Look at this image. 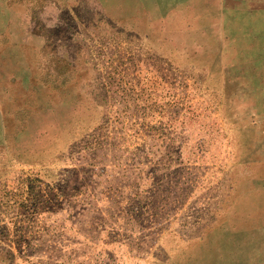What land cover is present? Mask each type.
<instances>
[{
	"label": "rangeland",
	"instance_id": "obj_1",
	"mask_svg": "<svg viewBox=\"0 0 264 264\" xmlns=\"http://www.w3.org/2000/svg\"><path fill=\"white\" fill-rule=\"evenodd\" d=\"M0 264H264V0H0Z\"/></svg>",
	"mask_w": 264,
	"mask_h": 264
}]
</instances>
